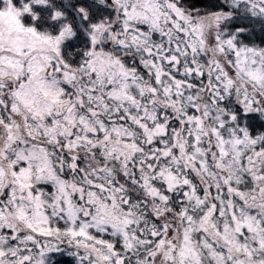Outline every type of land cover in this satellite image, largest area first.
<instances>
[{"label":"snow or ice","instance_id":"snow-or-ice-1","mask_svg":"<svg viewBox=\"0 0 264 264\" xmlns=\"http://www.w3.org/2000/svg\"><path fill=\"white\" fill-rule=\"evenodd\" d=\"M264 264V0H0V264Z\"/></svg>","mask_w":264,"mask_h":264},{"label":"trees","instance_id":"trees-1","mask_svg":"<svg viewBox=\"0 0 264 264\" xmlns=\"http://www.w3.org/2000/svg\"><path fill=\"white\" fill-rule=\"evenodd\" d=\"M63 261V264H73V258L67 255H63L60 257Z\"/></svg>","mask_w":264,"mask_h":264}]
</instances>
